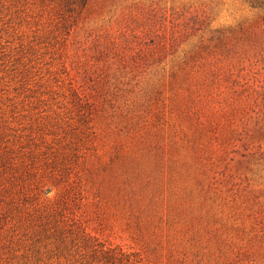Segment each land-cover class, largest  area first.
I'll return each instance as SVG.
<instances>
[{"label": "rangeland", "instance_id": "1", "mask_svg": "<svg viewBox=\"0 0 264 264\" xmlns=\"http://www.w3.org/2000/svg\"><path fill=\"white\" fill-rule=\"evenodd\" d=\"M0 264H264V0H0Z\"/></svg>", "mask_w": 264, "mask_h": 264}]
</instances>
